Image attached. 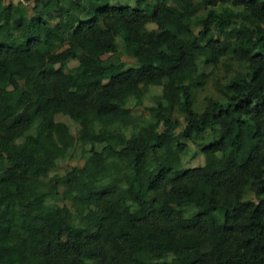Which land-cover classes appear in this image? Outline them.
<instances>
[{"label": "trees", "instance_id": "obj_1", "mask_svg": "<svg viewBox=\"0 0 264 264\" xmlns=\"http://www.w3.org/2000/svg\"><path fill=\"white\" fill-rule=\"evenodd\" d=\"M110 2L0 0V264H264V0Z\"/></svg>", "mask_w": 264, "mask_h": 264}, {"label": "rangeland", "instance_id": "obj_2", "mask_svg": "<svg viewBox=\"0 0 264 264\" xmlns=\"http://www.w3.org/2000/svg\"><path fill=\"white\" fill-rule=\"evenodd\" d=\"M12 3H16L18 0H10ZM6 2V1H5ZM112 4H117V3H124V4H128L130 6L133 5V0H112V2H110ZM26 5V4H25ZM30 4L26 5V9L29 10ZM79 16L75 15L74 16V20L71 22V24L73 25L74 23H76V21L78 20ZM76 64L75 61H70L68 63L69 67H72ZM208 71V66L205 67V71L199 74V78L200 79H204L206 76V73ZM90 73V72H89ZM157 88L151 87L149 88V91H151L152 93H156L157 92ZM161 111L166 112L168 110V108H160ZM55 119L56 120H60V121H66L67 118L65 116H62L60 114L55 115ZM176 122V119H171L170 124L173 125ZM68 123L70 124V129L72 131H75L76 129V125H74L73 123H71L70 121H68ZM191 149V150H190ZM188 153L182 154L181 155V159L184 161V164L186 166H196L198 164H204L207 163L209 165H216L218 160L215 156H211V155H203L195 146L191 145ZM166 159L168 160H172L173 159V153H171L170 151L166 150ZM89 161L94 165V168L96 171H100L103 168L102 165V161L100 158L96 157V156H90L89 157ZM76 164H82V160L80 159H76L75 155L68 160H59V161H55L52 163H48L47 166L50 168H53L55 172L57 173H61L63 172V170L65 168H68L71 165H76ZM51 172H53V170L51 169ZM141 173H143L142 169H141ZM2 221L4 223H10V220H7L5 218H1ZM64 225V221L62 218V214L58 215V219H57V223H56V228L57 230L62 229ZM149 245L151 247H157V248H162V249H170L173 248L175 250L180 249V246H178L175 243H171L169 241H151L149 242Z\"/></svg>", "mask_w": 264, "mask_h": 264}, {"label": "water", "instance_id": "obj_3", "mask_svg": "<svg viewBox=\"0 0 264 264\" xmlns=\"http://www.w3.org/2000/svg\"><path fill=\"white\" fill-rule=\"evenodd\" d=\"M22 1V0H21ZM32 1V0H31Z\"/></svg>", "mask_w": 264, "mask_h": 264}, {"label": "clouds", "instance_id": "obj_4", "mask_svg": "<svg viewBox=\"0 0 264 264\" xmlns=\"http://www.w3.org/2000/svg\"><path fill=\"white\" fill-rule=\"evenodd\" d=\"M21 1V0H20Z\"/></svg>", "mask_w": 264, "mask_h": 264}]
</instances>
